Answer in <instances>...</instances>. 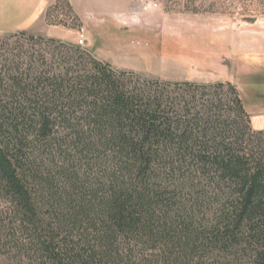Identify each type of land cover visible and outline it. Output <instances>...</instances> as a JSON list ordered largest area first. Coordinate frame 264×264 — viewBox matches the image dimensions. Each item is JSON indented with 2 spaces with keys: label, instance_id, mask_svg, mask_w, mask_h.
Segmentation results:
<instances>
[{
  "label": "trees",
  "instance_id": "16d2710c",
  "mask_svg": "<svg viewBox=\"0 0 264 264\" xmlns=\"http://www.w3.org/2000/svg\"><path fill=\"white\" fill-rule=\"evenodd\" d=\"M11 36L0 264H264V130L233 83L148 78Z\"/></svg>",
  "mask_w": 264,
  "mask_h": 264
},
{
  "label": "rangeland",
  "instance_id": "374dc122",
  "mask_svg": "<svg viewBox=\"0 0 264 264\" xmlns=\"http://www.w3.org/2000/svg\"><path fill=\"white\" fill-rule=\"evenodd\" d=\"M21 31L148 78L230 81L253 119L264 111V0H53L33 27L0 33V51Z\"/></svg>",
  "mask_w": 264,
  "mask_h": 264
},
{
  "label": "crops",
  "instance_id": "0c3cea01",
  "mask_svg": "<svg viewBox=\"0 0 264 264\" xmlns=\"http://www.w3.org/2000/svg\"><path fill=\"white\" fill-rule=\"evenodd\" d=\"M53 0H0V33L25 30L43 19ZM77 3L87 0H69ZM251 115V124L256 130H264V111Z\"/></svg>",
  "mask_w": 264,
  "mask_h": 264
},
{
  "label": "built area",
  "instance_id": "2783aa9c",
  "mask_svg": "<svg viewBox=\"0 0 264 264\" xmlns=\"http://www.w3.org/2000/svg\"><path fill=\"white\" fill-rule=\"evenodd\" d=\"M80 43H83V37H81V41H80Z\"/></svg>",
  "mask_w": 264,
  "mask_h": 264
}]
</instances>
